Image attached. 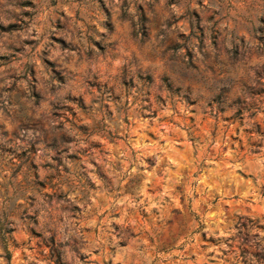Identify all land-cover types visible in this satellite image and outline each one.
Instances as JSON below:
<instances>
[{
    "label": "rangeland",
    "instance_id": "1",
    "mask_svg": "<svg viewBox=\"0 0 264 264\" xmlns=\"http://www.w3.org/2000/svg\"><path fill=\"white\" fill-rule=\"evenodd\" d=\"M0 264H264V0H0Z\"/></svg>",
    "mask_w": 264,
    "mask_h": 264
}]
</instances>
